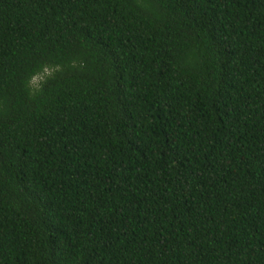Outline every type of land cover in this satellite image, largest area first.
Returning a JSON list of instances; mask_svg holds the SVG:
<instances>
[{"label": "trees", "instance_id": "16d2710c", "mask_svg": "<svg viewBox=\"0 0 264 264\" xmlns=\"http://www.w3.org/2000/svg\"><path fill=\"white\" fill-rule=\"evenodd\" d=\"M0 264H264V0H0Z\"/></svg>", "mask_w": 264, "mask_h": 264}, {"label": "clouds", "instance_id": "9594fccd", "mask_svg": "<svg viewBox=\"0 0 264 264\" xmlns=\"http://www.w3.org/2000/svg\"><path fill=\"white\" fill-rule=\"evenodd\" d=\"M72 66L76 67L75 61H73ZM83 66V63L81 62L80 67L82 68ZM62 70V66L59 64L41 65V68L34 72L27 81V86L29 87L30 94L34 95L35 93L42 91V85L46 83L49 78H54L55 73L61 72Z\"/></svg>", "mask_w": 264, "mask_h": 264}]
</instances>
